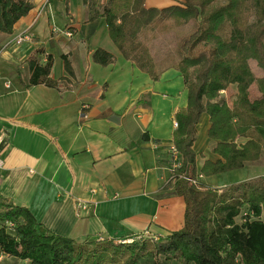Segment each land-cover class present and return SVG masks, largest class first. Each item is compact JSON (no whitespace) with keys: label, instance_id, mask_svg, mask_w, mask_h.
<instances>
[{"label":"crops","instance_id":"crops-1","mask_svg":"<svg viewBox=\"0 0 264 264\" xmlns=\"http://www.w3.org/2000/svg\"><path fill=\"white\" fill-rule=\"evenodd\" d=\"M69 1L32 0L13 31L0 32V65L9 73L0 71V134L5 132L7 141L0 151V196L27 207L41 230L75 240L163 238L182 227L185 208L183 197L173 193L175 164L168 152L174 114L186 105L182 77L173 67H162L153 80L125 59L109 37L104 17L94 16L105 0H96L95 9L82 0L83 9L76 13ZM180 1L145 0V6L162 8ZM63 9L68 19L61 24L57 17ZM99 19L106 29L102 38L96 36ZM23 31L30 39L17 43L14 37ZM150 35L147 31L142 39L162 64ZM96 48L113 54L114 61L95 62L91 53ZM37 49L42 50L41 62L52 56L54 79L66 77L56 87L20 83L19 77L26 80L28 75L26 59ZM57 55L61 62L54 72ZM234 93L230 85L220 96L229 104ZM208 127L209 116L202 113L193 143L197 173L205 158L219 157L211 151L215 141L208 137ZM222 173L234 175L236 182L254 178L264 175V162ZM197 179L216 187L229 184L206 183L200 173ZM11 258L13 264L27 263L6 256Z\"/></svg>","mask_w":264,"mask_h":264},{"label":"trees","instance_id":"trees-1","mask_svg":"<svg viewBox=\"0 0 264 264\" xmlns=\"http://www.w3.org/2000/svg\"><path fill=\"white\" fill-rule=\"evenodd\" d=\"M96 5L88 0L90 8ZM31 7L32 0H0V32L10 34ZM94 16L104 17L122 56L151 79L159 78L162 67H173L182 77L186 105L175 112L172 133L181 156V164L172 170V184L185 204L182 227L159 239L75 240L41 230L27 207L0 196V250L28 264H165L172 259L180 264H264V175L223 187L197 179L198 173L209 176L264 162V0H181L162 8L146 7L145 0H105ZM186 23L192 29L177 33L174 48L165 50L159 64L145 41L147 31L152 36L161 28ZM41 51L26 59L27 78L19 77L26 87H56L66 79L51 76L52 56L41 62ZM91 57L101 65L114 61L102 48ZM250 59L262 70L260 76L252 71ZM63 66L70 71L64 56ZM253 83L259 95L251 99ZM230 85L235 93L228 104L220 93ZM202 113L209 116L207 135L219 157L205 158L197 173L193 143Z\"/></svg>","mask_w":264,"mask_h":264},{"label":"rangeland","instance_id":"rangeland-1","mask_svg":"<svg viewBox=\"0 0 264 264\" xmlns=\"http://www.w3.org/2000/svg\"><path fill=\"white\" fill-rule=\"evenodd\" d=\"M64 3V1H63ZM62 3V6H64V4ZM69 9L71 12L76 13L78 9H83V2L82 0H70L69 1ZM63 15L61 14L59 17H57V21L58 23H64V21H66L68 19V17L65 14V10L63 9ZM192 29V24L191 23H186L184 25H180V26H176V25H169L167 28H161V30H159L158 32H156L155 34H153L152 36H150V39H148L149 42H151L152 44H155V51L158 49V57H164L165 54V50H169V49H173L174 45L176 44V38H177V32L180 31V33H188L190 30ZM105 26H104V21L102 19H99V21L97 22L96 25V36L102 38V36L105 35L106 31H105ZM143 38V37H142ZM61 60L60 57L57 55L55 58V68H54V72H56V68H58L59 64H60ZM249 64L250 67L252 69V71L254 72V74L256 76H260L262 74V70L259 69L260 67H258L256 65L255 60H249ZM0 71L3 75L5 74H9L4 67H2L0 65ZM258 91L256 88V84H252L250 87V98L253 99L255 97L258 96ZM237 178L234 175H229V173H218V174H213V175H209V176H204V180L206 181V183H213V184H217V185H221L223 182L225 183H231L232 182H236L233 180H236ZM235 220L237 222H240V217H236ZM135 235L133 236L135 239H139L138 237L136 238ZM141 237V235H140ZM127 239V238H126ZM124 242H129V241H124ZM8 261V262H7ZM13 258H11L10 260H7L6 257L2 260V263H12L13 264ZM25 264V263H22ZM28 264V263H26ZM165 264H180L179 261H176L175 259L172 260H168L166 261Z\"/></svg>","mask_w":264,"mask_h":264},{"label":"built area","instance_id":"built-area-1","mask_svg":"<svg viewBox=\"0 0 264 264\" xmlns=\"http://www.w3.org/2000/svg\"><path fill=\"white\" fill-rule=\"evenodd\" d=\"M43 6H44V5H42L41 8L37 11V16L41 13V11H42V9H43ZM65 33H66L67 35H69V36L71 35V32L68 31V30H66ZM28 39H30V38H29V35H28V33H27L26 31L19 32V33L14 37V40H15L17 43H20V42H22L23 40H28ZM174 126H175V127L177 126L176 121L174 122ZM6 145H7L6 134H5V132H2V133L0 134V151H1V149H2L4 146H6ZM168 152H169V154L171 155V159H172V161H173L174 164H175V168H177V167L181 164V163H180V158H181L180 153L178 152V150L176 149V147H175L174 145L169 146V148H168ZM2 164H3V161H2V159H1V157H0V167L2 166ZM192 181L195 182V180H193V179H192ZM137 237L139 238L140 235L136 236V238H137ZM134 239H135L134 237H130V238L125 239L124 241H129V242H130V241H133ZM6 256H7V254L0 250V262H1Z\"/></svg>","mask_w":264,"mask_h":264}]
</instances>
